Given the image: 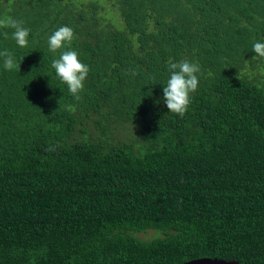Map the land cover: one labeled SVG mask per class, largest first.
<instances>
[{"label":"trees","instance_id":"obj_1","mask_svg":"<svg viewBox=\"0 0 264 264\" xmlns=\"http://www.w3.org/2000/svg\"><path fill=\"white\" fill-rule=\"evenodd\" d=\"M7 16L30 33L0 29L19 63L0 58V264H264V0H0ZM68 48L79 100L51 67ZM169 57L201 66L182 117Z\"/></svg>","mask_w":264,"mask_h":264},{"label":"clouds","instance_id":"obj_2","mask_svg":"<svg viewBox=\"0 0 264 264\" xmlns=\"http://www.w3.org/2000/svg\"><path fill=\"white\" fill-rule=\"evenodd\" d=\"M23 20H16L11 16L0 17V29L11 28L12 39L20 48L27 47L29 40L30 29L23 26ZM5 32L4 36L7 37ZM74 38V30L67 26H60L48 37V48L55 53L70 45ZM252 50L256 53L254 58L264 59V41L254 42ZM3 67L7 71L18 69V64L14 59V53L4 49L0 51ZM51 67L54 69L56 76L60 81L67 85L69 93L77 100L80 99V93L84 90V82L89 74L90 68L83 63L76 50L68 48L60 52L58 58L51 62ZM167 70L169 78L166 85L163 87V99L166 103L169 112L178 116H184L191 103V93L198 88L201 66L198 62L190 61L189 59H181L173 61L169 57L167 61ZM129 72L132 76L139 75V66L130 68ZM72 106H69L71 109Z\"/></svg>","mask_w":264,"mask_h":264},{"label":"water","instance_id":"obj_3","mask_svg":"<svg viewBox=\"0 0 264 264\" xmlns=\"http://www.w3.org/2000/svg\"><path fill=\"white\" fill-rule=\"evenodd\" d=\"M182 264H239L236 261L232 260H222V259H217V258H200V259H195L191 260Z\"/></svg>","mask_w":264,"mask_h":264},{"label":"rangeland","instance_id":"obj_4","mask_svg":"<svg viewBox=\"0 0 264 264\" xmlns=\"http://www.w3.org/2000/svg\"><path fill=\"white\" fill-rule=\"evenodd\" d=\"M156 235H158V233H157L156 231H154V230H149V231H147V232L138 233V234H137V237H139V238H141V239H146V240H148V239H150V238H152V237H154V236H156Z\"/></svg>","mask_w":264,"mask_h":264}]
</instances>
